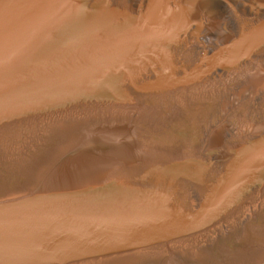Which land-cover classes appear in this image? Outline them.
<instances>
[{
  "label": "water",
  "instance_id": "95a60500",
  "mask_svg": "<svg viewBox=\"0 0 264 264\" xmlns=\"http://www.w3.org/2000/svg\"><path fill=\"white\" fill-rule=\"evenodd\" d=\"M0 264H264V0H0Z\"/></svg>",
  "mask_w": 264,
  "mask_h": 264
}]
</instances>
